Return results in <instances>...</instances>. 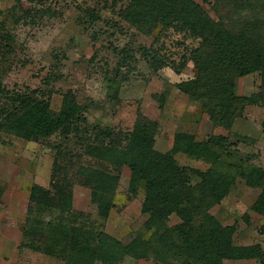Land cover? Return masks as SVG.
Returning <instances> with one entry per match:
<instances>
[{
	"label": "rangeland",
	"instance_id": "1",
	"mask_svg": "<svg viewBox=\"0 0 264 264\" xmlns=\"http://www.w3.org/2000/svg\"><path fill=\"white\" fill-rule=\"evenodd\" d=\"M194 1L215 18L211 5ZM125 6L122 0H0L3 95H31L47 102L53 115L59 114L68 97L81 106L86 120L67 138L53 135L34 142L0 132V264H63L59 258L27 246L29 240L23 230L29 220H61L54 211L35 209L29 214L32 187L49 188L56 145L83 155L89 137L86 130L103 127L127 132L139 113L158 124L154 148L161 153L170 150L177 132L192 134L197 141H205L210 135H230V157L224 162L235 167L237 177L227 196L209 213L222 226L233 227L235 245H260L264 250V214L251 209L261 189L249 186L245 179L253 171L264 172L263 109L258 104L247 106L231 129L213 128L199 106L176 88L177 83L195 77L189 58L199 41L175 23L158 26L150 35L139 33L119 16ZM144 51L155 54L159 69L150 68ZM183 64L185 68L176 74L174 68ZM259 84L258 73L245 76L236 81V93L248 97L257 93ZM4 102L3 98L0 105ZM175 158L180 165L201 171L208 167L183 155ZM67 163L65 159L60 162ZM129 177L128 168L123 167L115 207L105 219L98 215L90 190L73 184L72 210L84 214L76 223L87 230L106 232L124 245L135 237H147V216L141 213L143 187L130 198ZM178 223L179 218L171 215L169 226ZM118 264L155 263L127 256ZM223 264L264 262L226 260Z\"/></svg>",
	"mask_w": 264,
	"mask_h": 264
},
{
	"label": "trees",
	"instance_id": "2",
	"mask_svg": "<svg viewBox=\"0 0 264 264\" xmlns=\"http://www.w3.org/2000/svg\"><path fill=\"white\" fill-rule=\"evenodd\" d=\"M122 1L126 6L118 14L137 32L150 35L158 26L175 23L199 41L189 58L195 77L177 83L176 88L199 106L213 128L231 129L247 106L258 104L264 112V0H204L212 6L215 18L194 0ZM143 55L152 70L159 69L155 54L144 51ZM184 68L183 64L174 72L179 75ZM255 73L260 78L257 93L237 95L236 81ZM3 98L0 132L26 141H43L53 135L67 138L86 121L81 106L68 97L58 115L51 113L47 102L31 95L4 96L0 85V100ZM158 129L156 122L139 113L127 132L103 127L86 130L89 137L83 155L56 145L50 186L32 187L28 212L54 211L61 220H29L23 230L28 248L59 258L63 264H118L127 256L155 264H223L226 260L253 259L263 263L260 245H235L233 227L222 226L209 213L227 196L237 177L235 167L224 162L230 157V135H210L197 141L192 134L177 132L170 150L161 153L154 148ZM177 155L208 167L201 171L180 165ZM64 159L68 163L60 164ZM123 167L130 172V198L143 187L141 213L147 216V237H135L127 245L106 232L77 224V218L81 220L84 214L74 212L71 202L72 186L79 184L90 190L98 215L108 218L115 207ZM245 179L249 186L261 189L251 209L264 214V172L253 171ZM2 195L0 189V200ZM171 215L180 223L169 226ZM261 232L264 234V227Z\"/></svg>",
	"mask_w": 264,
	"mask_h": 264
},
{
	"label": "crops",
	"instance_id": "3",
	"mask_svg": "<svg viewBox=\"0 0 264 264\" xmlns=\"http://www.w3.org/2000/svg\"><path fill=\"white\" fill-rule=\"evenodd\" d=\"M185 81V80H184ZM211 124V123H210Z\"/></svg>",
	"mask_w": 264,
	"mask_h": 264
}]
</instances>
